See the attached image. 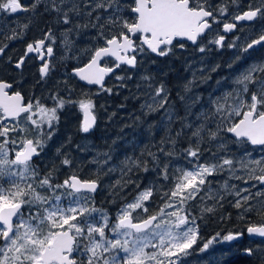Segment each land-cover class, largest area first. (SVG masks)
I'll use <instances>...</instances> for the list:
<instances>
[{
    "label": "snow or ice",
    "instance_id": "obj_1",
    "mask_svg": "<svg viewBox=\"0 0 264 264\" xmlns=\"http://www.w3.org/2000/svg\"><path fill=\"white\" fill-rule=\"evenodd\" d=\"M41 2L33 0L30 8H27L20 0H0V12L34 11ZM47 2L50 8L46 10L58 15L62 13L58 22L65 25L71 23L70 14L93 17L96 13L90 24H77L75 28H98L97 36L92 39H103L104 46L92 52L91 59L84 67L73 71L81 80L100 85L101 89L106 74L122 65L137 68L138 56L146 51L167 56L176 37L197 44L204 34L211 31L214 23L220 22L217 12L223 17L228 11L223 4L218 9H212L208 0H134L131 11L135 19L129 22L125 18L126 5L122 0ZM237 2L232 0L233 4ZM101 9L104 14H99ZM101 20L104 22L100 23ZM232 20L223 24L224 32L236 29L237 22H251L252 31H256L254 25L257 22L261 24L258 38L250 43L245 40L241 45L234 40L228 44L229 48L238 49L235 63L249 56L258 46L264 47V0H260L259 6L250 3L248 10L234 15ZM26 28L27 25H24L21 35ZM70 31L72 29L66 30L62 42L66 50L71 47L67 35ZM106 32L110 38L105 35ZM137 35L141 40L139 45L133 39ZM15 37L14 31L9 38ZM224 42L225 36L219 35L209 44L223 47ZM55 43L56 37L49 28L43 38L26 45L24 54L15 62V68L22 70L26 58L35 53L41 62L38 69L40 78L44 80L52 69L46 57L54 55ZM4 51L0 47V54ZM88 51L90 49L84 50ZM199 51L204 53L206 46L200 47ZM107 57L115 58L113 67L100 66L99 61ZM125 79L117 77L118 81ZM141 81L146 83L148 89L153 88L152 75H143ZM233 84L235 87L231 91L209 98L210 110L197 114L198 123L188 121L190 109L185 117H177L181 121L180 129L174 136L169 131L158 146L154 145L157 151H151L146 146L139 156H125L119 165L120 178L110 186V191L117 196L135 184L137 192L130 202L122 204L113 223L109 213L95 205L92 195L99 188L100 173L105 168V175L117 170L116 166L108 167L112 161L110 152H98L89 161L97 166L95 179H82L73 171L62 182L55 183V166L41 176L32 164L33 158L40 155L54 135L59 110L74 102L65 100L58 93H49V98L54 102L52 107L41 103L40 98L23 103L21 93L17 91L9 95L13 85L0 80V264H183V258L190 255L200 238L197 217L192 216L189 209V203L197 199L201 201L203 216L223 208L225 199L232 196V207L239 211L240 220L253 211L261 216L259 224L247 227L249 236L264 237V191H253L258 186L264 187V156L255 159L247 151L248 145L264 149V60L249 64L235 77ZM185 90H188V85H185ZM148 95L151 103L146 102L141 107L147 113L164 109L171 124L174 114L166 108L169 97L163 81ZM180 99L183 101L184 97ZM199 99L197 97L196 101ZM79 108L84 112L80 131L88 133L96 123L92 112L94 105L91 100L82 99ZM185 130L191 133L188 146L177 151V142L184 136ZM16 135H19V139L13 138ZM16 144L20 145L18 149L9 148V145ZM204 144L214 146L215 150L211 147L203 149ZM229 144L235 145L237 151H230ZM204 151L210 154V159L201 163ZM10 152L14 155H10ZM60 152L57 149V153ZM101 156L105 158L100 159ZM181 156L188 166L173 164ZM149 161L162 183L153 182L141 189L132 179V174L148 172ZM60 163L71 168L73 160L64 154ZM219 174H226V177L217 188H213L209 178ZM232 180L243 181L248 186L240 187L231 183ZM156 196L163 203L156 212L148 215L146 203ZM25 208L28 209L27 215ZM243 234V231L218 232L203 243L200 251H206L214 243L239 240ZM244 251L252 255L254 250L246 248Z\"/></svg>",
    "mask_w": 264,
    "mask_h": 264
},
{
    "label": "trees",
    "instance_id": "obj_2",
    "mask_svg": "<svg viewBox=\"0 0 264 264\" xmlns=\"http://www.w3.org/2000/svg\"><path fill=\"white\" fill-rule=\"evenodd\" d=\"M20 1L27 8H30L33 3V0ZM212 1L213 0H208V3H212ZM123 4L126 5L125 18L128 19L129 22H132L135 19V15L131 11L132 7H134V2L133 0H124ZM70 6L71 5H68V7ZM81 7L83 8L82 4ZM46 8H50V3H48L47 0H42L34 11L29 10L19 14H6L5 12H0V47L5 49L4 56L0 60L1 62L6 63V61L13 58L15 51L23 52L28 43L43 38V35L49 28L52 29L56 37V43H61L62 46H64L62 43L64 33L67 29H72V31L67 33L68 39L71 41V47L67 49V51L71 55L67 56L66 54V58L63 57L64 61L56 65L54 71H52L54 77H57L59 70L63 68V66L65 69H70L85 63L90 59L92 52H94L97 47L104 45L103 39H92L97 36L99 31L98 28L88 27L80 28L79 30L75 28L77 24H90L94 20L96 13L93 14V17H87L83 14L80 16L70 14L71 23L65 25L58 22L62 13L58 15L56 12L46 10ZM227 9L230 10L231 8L227 7ZM99 14H104V10L101 9ZM103 22V20L100 21V23ZM24 25H27V28L23 30V34L21 35L20 32ZM14 31L16 37L10 39L9 37L13 36ZM216 33L215 31V33H210V35L207 34L205 37L203 36L199 40V44L197 43L195 45L186 42H177L172 46V51L167 56H154L146 51L143 55L138 56L137 68L130 70L122 65L117 69L118 71L116 70L117 73L110 78L106 88H103L112 89L111 93L101 88L95 89L85 87L83 84L77 82L76 79L72 80L77 89L73 90L74 93H72V99H70V101L74 103L71 104V107L77 114L78 111H76L75 108L78 105V100L82 96L91 98L94 105L93 109L97 117V125L90 133H83L80 131V121L78 124V119L73 117L71 125L67 126L65 129L63 127L62 130L58 132V138L52 136V138L47 141V151L44 153L43 159L38 163L39 165L35 167L39 170V174L43 176L55 166L57 169L54 174L56 177L55 183L62 182L63 179L71 175L73 171L83 179H95L97 166L90 164L89 161L95 158L98 152H110L112 161L108 167L116 166L117 170L105 175L104 173H107V168H105L103 172L100 173V187L107 189L106 191L109 198L106 200L105 197H102L101 202L98 201L96 205L98 207H104L105 204L114 210L123 198H126L131 192L134 193L137 191L135 184L123 190L126 192L123 198H121L122 193L114 196L110 191V186L120 178L119 165L125 156H139L141 150L146 146H148L151 151H157V147L153 146H158L161 139L165 137L169 131H171L173 136L175 135V132L181 127V121L177 119V117H185L189 109L191 114L188 115V121L193 124L198 123L197 114L205 110H210V97L215 98L223 94V92L231 91L235 87L233 84L235 77L242 70L257 60H264V47L258 46L249 56L233 63L238 54V49L228 47L219 48L215 44H209L210 40L217 38L216 35H214ZM231 34L233 33H230V35ZM259 34V31L249 33L246 38L247 42L250 43L252 39L258 38ZM105 35L110 38L109 33L106 32ZM233 35L228 39L229 43H232L231 38ZM134 39L135 43L139 45V37L134 36ZM244 42L245 40H243L241 44ZM181 44L185 46L181 48ZM200 46H206V51L204 53L197 51ZM85 49H90V51L84 52ZM193 51L196 53L190 57V52ZM74 53L79 54L77 60L74 58ZM65 60L68 61L66 64L69 67L65 66ZM105 60V64L110 66L114 65V60L110 58ZM55 61L56 60H54V62ZM30 63L36 67V60L27 58L23 68ZM229 65L232 66L229 67ZM213 68L220 72L222 76H225L224 85L219 89H217L219 86L218 76H214V72L212 71ZM148 74L154 77L152 89H147L146 83L141 81V77ZM177 75H181L182 77L178 78ZM21 76L15 75V80L21 81ZM118 76L125 77L126 79L124 81H118ZM129 76H131L132 79H127ZM206 77L210 78L205 79ZM190 79H192L193 88L196 90L200 89L196 91L198 93L189 94L191 91L185 90V85H188V88L190 86ZM161 81L165 84L169 97L166 108L174 114L171 124L168 123V118L165 115L164 109L147 113V110L141 107V105L146 102L151 103L148 93L150 91L154 92L155 86ZM138 84L140 85L139 89L137 88ZM19 89L25 91L22 85L19 86ZM181 96L184 97L183 101L180 99ZM197 97H200L199 101H196ZM193 101L196 102L192 103ZM79 115L77 114V116ZM56 131H59V126ZM190 134L189 130H185L184 136L177 142V151L188 146V136H190ZM58 140L65 142V144L60 147V154L48 155L57 147ZM114 141L115 144L113 143ZM193 143H195V141H193ZM77 146H79V148ZM209 147H211L213 151L215 150L214 146L208 144L203 145V149H208ZM80 149L86 150L81 151ZM229 149L232 152L237 151V147L232 144H229ZM247 151L252 153V157L256 159L254 153L256 151L255 148L248 145ZM64 154H68L73 160L71 168L61 165L60 162L64 158ZM10 155H14V153L11 152ZM104 158L103 156L100 157V159ZM145 158L147 157L145 156ZM209 159L210 154L204 151L201 161H208ZM161 160L163 161V157H161ZM57 161L58 163L54 164ZM177 163L180 165L187 164L183 156L173 161L174 165ZM152 167L153 165L151 161H149L150 170L148 172L138 171L132 174V179L139 184L141 189L153 182L157 184L162 183V181L158 179L157 172L153 171ZM225 177L226 174H219L209 178L212 180V187L217 188ZM231 183L237 184L240 187L245 185L243 181L237 180H232ZM161 201L160 199V203ZM207 203L211 204L209 201ZM232 203H234V198L228 196L224 201L223 208H217L214 214L209 213L201 216V211H199V216L203 223V227L200 229V238L207 241L218 232L224 234L229 231H243L244 234L241 239L233 243L227 242L226 246H233V244L238 246V255L235 253V257L238 258L239 264H264V240L257 238L252 239L246 236V229L250 224H259L261 222L260 214L253 211L247 214L244 220H240L238 218L240 213L237 209L232 207ZM196 209H201V205L192 206L191 208L192 211ZM221 217H224V219L222 220ZM246 248H252L254 250L250 257L244 251ZM224 251L222 245L213 247L209 252L210 254H208L209 258H206L207 262L209 264H230V262H228L229 253H225ZM188 257L191 259L194 255ZM202 261V259H199L192 264H202Z\"/></svg>",
    "mask_w": 264,
    "mask_h": 264
},
{
    "label": "flooded vegetation",
    "instance_id": "obj_3",
    "mask_svg": "<svg viewBox=\"0 0 264 264\" xmlns=\"http://www.w3.org/2000/svg\"><path fill=\"white\" fill-rule=\"evenodd\" d=\"M250 3L255 5V6H259L260 0H258L257 2H255V1L250 2L249 0H238V2L236 4H233L232 0H213L212 3H209L211 5L212 9H214V10L218 9L219 6L222 5V4L225 5L228 8H231V9L230 10L228 9L227 13L224 15V18L220 17L219 13L217 12V17L220 20V22L219 23H214L213 26H212L211 31L208 32L207 34L210 35V33H215V31H216L218 33H216L214 35H216V36L220 35L221 34V29L223 28V24L224 23L233 22L232 17L234 15H236V14H239V13H242L243 11L248 10V6H249ZM252 27L253 26L251 25V23L238 22L237 23V28L234 31H232L231 33H233V34L237 33V30H239L240 28L241 29L243 28L242 31H244V32H251L252 31ZM254 27H255L256 31H259V29L261 27L260 22H257L254 25ZM233 34L230 35V33H229L226 36L224 44L228 41V39ZM54 45L57 46V47L53 46L54 48L57 49V51L54 49V57H53L54 59H56L57 58L56 56H58L56 61L60 60V54L61 53L63 54L64 58H66V54H67V56L71 55L67 50L62 49V47L57 45L56 43ZM25 50H26V46H25V49H24L23 52L15 51V53L13 55V58L11 60L6 61V63L0 61L3 64L2 67L0 66V80H5V81L11 82V84L13 85V88H12L11 92H15L17 90H20L19 86L22 85L23 88L25 89V91H21V90L20 91L24 94L25 97H28L29 100H33V101L36 98L33 99V95L32 94H33L34 88H37L38 86H40V88H39L37 94H38V97L41 100L44 99L43 96L47 97V95H48L47 92L48 93H58L61 97L64 96L63 98L70 97L69 95H71V93H74L73 90L77 89V87L75 86L74 82L72 81L74 79L72 77H68L67 76L68 74H70L71 70L68 68L70 71L68 72V74H66L65 69L61 68V71L58 72L57 77H54V73L52 71H54V69H55V62L56 61L51 63L54 60L53 59L50 62L52 64V69L50 70L48 76L44 80H41L40 74H39V71H38L39 66L41 65V63L38 61V58H37L36 55L32 56V57H34L37 60V64L35 65L36 67H34L32 63L27 64L24 74L20 77V80L22 82L18 81V80H15L16 79V77H15L16 71H20V70H17L16 68H14L15 67L14 65H15V62L18 61L19 58L24 54ZM62 61H64L63 58H62ZM66 62H68V61L65 60V66L69 67L66 64ZM61 80H62V82H61L60 90H59V87H57V84ZM108 80H110V78H107V80L104 83V85L108 84V82H109ZM104 85H103V88H105ZM26 102L27 101H25V103ZM49 103L53 104V100L52 99L49 100ZM77 111H78V109H77ZM74 117H76L79 121L81 120V116L80 115L77 116L75 114ZM72 119H73V117L70 120H72ZM60 120H61V123H63V121H64V123L65 122H69L68 124H65L67 126L71 125L70 120L67 121L64 118V116H62L60 118ZM43 157H44V150L40 153V155L38 156L37 160H34L35 162L32 161V163L37 165L43 159ZM99 189H98V191L96 193L92 194L94 196L95 205L97 204L98 201L101 202V198L102 197H105L106 200L109 198V195H108V193L106 191L107 189H104V188H99ZM147 205L149 206L148 215L153 214L154 212H156L158 210V208L160 206V197L159 196L154 197L150 202H147ZM151 206H152L153 210H150ZM102 208H104L105 210H107V212L109 214H111L112 208L106 206L105 204H104V207H102ZM191 208H192V206H189V209L192 212V216L197 217L196 224L198 225V227H200V226L203 227V223L201 221V217L198 216V214L195 213V211H192ZM111 221L114 223L113 218L111 219ZM199 235H200V233H199ZM213 236H215V234ZM236 247L237 246L235 244H233V246L228 245L226 248H224V250H225L224 252L225 253H229L230 251H233L234 252V256H235V253L238 255V251H237ZM211 250L212 249H207L206 251L201 252L200 249H198V247H194L191 250V253L189 255V256L194 255V257L191 258V259H189L188 256L184 257L183 258V264H192L194 262H197L199 259L203 260L202 264H209L207 262L206 258H209L208 254H210L209 252ZM249 257H250V255H249ZM77 258H79L78 254H77ZM235 259L238 261L237 257Z\"/></svg>",
    "mask_w": 264,
    "mask_h": 264
},
{
    "label": "rangeland",
    "instance_id": "obj_4",
    "mask_svg": "<svg viewBox=\"0 0 264 264\" xmlns=\"http://www.w3.org/2000/svg\"><path fill=\"white\" fill-rule=\"evenodd\" d=\"M250 2H253V1H255V2H257L258 0H249ZM124 2V0H122V3ZM6 14H10V12H5ZM222 18H224V16L222 17ZM243 30V28L241 29H239V30H237V33H235L234 35H233V37L231 38V40H232V42L234 41V40H238V42L241 44L242 43V41L243 40H246V38H247V36H248V34L249 33H251V32H253V31H251V32H244V31H242ZM228 44H230L228 41L224 44V46L223 47H225V48H227L228 47ZM242 45V44H241ZM185 46V45H184ZM200 47H202V46H200ZM200 47L198 48V50L197 51H199V49H200ZM222 47V48H223ZM229 48V47H228ZM236 52V51H235ZM235 52H233V53H235ZM61 53V52H60ZM196 52L195 51H193V52H190V57L192 56V55H194ZM57 58H58V56H56ZM62 58H63V54L61 53L60 54V60H58V61H56L55 62V67H56V65L58 64V63H61L62 62ZM78 58H79V54H78ZM1 65H3L2 63H0V66ZM25 68L26 67H24L22 70H20V74H23L24 72H25ZM63 68L65 69V67L63 66ZM243 71V70H242ZM214 72V76H218V84H219V86H218V88L217 89H219V88H221L223 85H224V79H225V76H222V74L220 73V72H218V71H213ZM177 77L178 78H181L182 76L181 75H177ZM212 80H213V78H212ZM191 81V83H190V86H189V88H188V91H191L189 94H194V93H198V92H196V91H199V90H196L195 88H193V85H192V79H190L189 80V82ZM61 82H62V80L61 81H59L58 82V84H57V87H59V90H60V85H61ZM148 89V88H147ZM155 91V90H154ZM217 92V91H216ZM215 93V92H214ZM224 93V92H223ZM70 97H65L64 99L65 100H70V99H72V95H69ZM62 97H64V96H62ZM43 100H41V103H43V104H45L46 106H48V107H52V106H54V102H53V104H50L49 103V100H51V99H49V96H47V97H45V96H43ZM91 100L92 101V99L91 98H89V97H87V96H82L80 99H79V101L80 100ZM79 101H78V105H77V109H79V113L81 114V117H82V110L79 108ZM150 101H151V99H150ZM93 103V102H92ZM149 103V102H148ZM71 104L72 103H69V104H66L65 105V107L62 109V110H59V112H58V115H59V121H58V123H57V125H56V128H55V132H54V137H57V134H58V132H60L61 130H62V128L64 127V129L67 127V125H65V124H68L69 122H65L64 123V121H63V124L65 125H63L62 123H61V120H60V118L62 117V116H64V118L68 121V120H70L71 118H72V115H71V113L73 112H75L74 110H73V108L71 107ZM76 108H75V110H76ZM64 112V113H63ZM70 118V119H69ZM70 123H71V120H70ZM80 123H81V120H80ZM59 126V131H56L57 130V127ZM64 132H66V131H64ZM13 138L14 139H19V135H16V136H13ZM65 144V142H63V141H59L58 140V142H57V147H55V149H54V151L52 152V153H50V154H48V155H56V154H60V153H57V149H60V147L62 146V145H64ZM20 147V145L19 144H16V145H9V148L10 149H12V148H16V149H18ZM255 148V157H256V159H259L261 156H264V149H262L261 147H254ZM44 153L47 151V145H45V147H44ZM11 153V152H10ZM47 156V155H46ZM45 156V157H46ZM201 163H203V162H205V161H200ZM58 163V161L56 162V163H54V164H57ZM33 164V163H32ZM39 164H37V165H35V164H33V166L34 167H37ZM184 166H188L187 164H185ZM210 178H212V177H210ZM220 178V177H219ZM222 183V182H221ZM248 185H244V186H242V187H247ZM258 188H264V187H259L258 186ZM256 190H260V191H264V189H254L253 191H256ZM137 192V191H136ZM136 192H134V193H130L126 198H123L119 203H118V205L115 207V209L113 210L112 209V212H111V214H109V216H110V219H112L113 218V221L115 222V217H116V213H117V211L119 210V208L122 206V204L123 203H125L126 201L127 202H130L132 199H133V197L136 195ZM122 193V197H125V193L126 192H124V191H122L121 192ZM203 194V193H202ZM123 202V203H122ZM210 203H212L211 201H209ZM163 203V201H161V203H160V205ZM253 203H255V200L253 201ZM196 205H201V201L199 200V199H197L196 201H193V202H190L189 203V206H196ZM146 206L149 208V206L147 205V203H146ZM150 210H153V208H152V206L150 207ZM107 211V210H106ZM198 215H199V211H200V209H196V210H194ZM24 213H25V215H27L28 214V209L27 208H25L24 209ZM191 214H192V212H191ZM202 227L200 226L199 227V233H200V229H201ZM220 233V232H219ZM224 234H226V233H224ZM199 237H200V235H199ZM206 241H204V239H201V238H199L198 239V241H197V244L196 245H194L193 246V248L194 247H198V249H200L202 246H203V243H205ZM219 245H222V247L223 248H226L227 246V242H225V243H214L213 245H211L210 247H209V249L210 248H212L213 249V247H215V246H219ZM200 246V247H199ZM236 248H238V246L236 247ZM229 259H228V262H230V264H239V262L235 259L236 257L234 256V252L233 251H230L229 252ZM200 257V256H199ZM201 258V257H200Z\"/></svg>",
    "mask_w": 264,
    "mask_h": 264
},
{
    "label": "water",
    "instance_id": "obj_5",
    "mask_svg": "<svg viewBox=\"0 0 264 264\" xmlns=\"http://www.w3.org/2000/svg\"><path fill=\"white\" fill-rule=\"evenodd\" d=\"M25 7V6H24ZM23 12H25V11H22V10H18L16 13H23ZM232 32V31H231ZM223 33L224 34H229L230 32H224V30H223ZM205 35V34H204ZM203 35V36H204ZM202 36V37H203ZM133 39H134V37H133ZM174 40H178V41H184V42H187V43H189V44H191V45H194L191 41H187L185 38H181V37H176V38H174L173 39V41ZM134 41H135V39H134ZM139 41L141 42V40H140V38H139ZM146 47V46H145ZM149 53H151L150 51H148ZM152 55H154V56H157V54H155V53H151ZM3 55H4V53L3 54H0V60H1V58L3 57ZM31 55H36L35 53H32V54H30L29 56H31ZM28 56V57H29ZM54 56V55H53ZM52 56V57H53ZM52 57H50V58H48V57H46V59H48L49 61H50V59L52 58ZM107 58H111V59H113L114 61H115V58L114 57H107ZM105 58H102L101 59V61L102 60H104ZM38 60H39V58H38ZM101 61H99V63L101 62ZM39 62H40V60H39ZM85 65H83V66H81V67H78V68H82V67H84ZM101 67H113V66H104V65H100ZM129 69H132V68H130V66H128V65H126ZM73 71V70H72ZM116 71V69H114V72ZM114 72H112V73H114ZM73 74H75L74 73V71L72 72ZM112 73H108V74H106L105 75V78H104V81L102 82L103 83V85H104V83L106 82V80H107V78H108V76H110ZM76 75V74H75ZM77 76V75H76ZM78 77V79L82 82V83H84V84H86L87 86H90V87H101L100 85H96V84H89L87 81H85V80H81L80 79V77L79 76H77ZM8 82V81H7ZM10 83V82H9ZM13 88V87H12ZM12 88L9 90V95H11V94H13V93H15V92H10L11 90H12ZM17 92V91H16ZM20 92V91H19ZM21 93V92H20ZM21 95H22V97L24 98L23 99V103H24V101H26V98L24 97V95L21 93ZM29 101V100H28ZM27 101V102H28ZM84 120V112H83V114H82V121ZM252 147H260V146H252ZM37 156H35L33 159H35ZM99 188H100V185H99ZM98 188V189H99ZM98 191V190H97ZM96 191V192H97ZM246 235L249 237V238H257V239H264V237H260L259 235H252V236H249V234L247 233V231H246Z\"/></svg>",
    "mask_w": 264,
    "mask_h": 264
},
{
    "label": "bare ground",
    "instance_id": "obj_6",
    "mask_svg": "<svg viewBox=\"0 0 264 264\" xmlns=\"http://www.w3.org/2000/svg\"><path fill=\"white\" fill-rule=\"evenodd\" d=\"M133 2H134V0H133ZM235 30V29H234ZM233 30V31H234ZM208 33V32H207ZM235 34V33H234ZM205 35H207V34H205ZM205 37V36H204ZM136 38V37H135ZM177 42H179V43H181V41H178V40H174L173 41V45L175 44V43H177ZM57 45H59V46H61L62 47V49H64L65 47L64 46H62V44L61 43H56ZM199 44V43H198ZM54 47H57L56 45H53ZM220 48V47H219ZM222 48V47H221ZM74 58L77 60L78 59V54L77 53H74ZM90 59H91V57H90ZM89 59V60H90ZM108 59V58H107ZM89 60H87L85 63H83V64H81L80 66H76V67H73V68H70V70L67 68V69H65V71H66V74H68V72L70 71V74H68L67 76L68 77H72L73 79H76L77 80V82H79L80 84H83V86H85V87H87V85L86 84H84V83H82L79 79H78V77L75 75V74H73L72 72V70H74V69H76V68H78V67H81V66H83V65H86L88 62H89ZM105 62H106V60H105ZM105 62H103V60L100 62V65H104V66H107L106 64H105ZM107 63V62H106ZM131 70V69H130ZM61 71V69L59 70V72ZM118 71V70H117ZM117 71H115L114 73H112L110 76H109V78H111L113 75H115L116 73H117ZM65 73V72H64ZM109 81V80H108ZM107 81V82H108ZM105 86V88H106V84L104 85ZM39 88H40V86H38L37 88H34V91H33V99L34 98H39L38 97V94H37V92H38V90H39ZM96 89V88H95ZM99 89V88H98ZM47 94L49 95V93L47 92ZM47 95V96H48ZM71 95H72V93H71ZM41 100V99H40ZM24 103H25V101H24ZM27 103V102H26ZM76 111H77V108H76ZM92 112H93V115L96 117V113H95V111H94V109L92 110ZM76 113L74 112H72L71 113V115H72V117H74V115H75ZM78 115H79V109H78V113H77ZM76 114V115H77ZM82 114H83V110H82ZM80 116H81V114H80ZM81 123H82V117H81ZM63 124V123H62ZM96 125H97V117H96V123H95V125H94V127L88 132V133H90L91 131H93L94 130V128L96 127ZM57 136H58V134H57ZM58 138V137H57ZM39 156V155H38ZM50 157V156H49ZM51 157H53V156H51ZM35 162V161H34ZM101 188V187H100ZM100 190V189H99ZM99 193V192H98ZM144 218H146V217H144Z\"/></svg>",
    "mask_w": 264,
    "mask_h": 264
}]
</instances>
